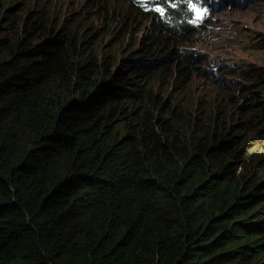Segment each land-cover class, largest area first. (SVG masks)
<instances>
[{
  "label": "trees",
  "instance_id": "obj_1",
  "mask_svg": "<svg viewBox=\"0 0 264 264\" xmlns=\"http://www.w3.org/2000/svg\"><path fill=\"white\" fill-rule=\"evenodd\" d=\"M18 1L0 0V264H264V68L216 75L139 49L122 11ZM172 2L145 3L166 43Z\"/></svg>",
  "mask_w": 264,
  "mask_h": 264
},
{
  "label": "clouds",
  "instance_id": "obj_2",
  "mask_svg": "<svg viewBox=\"0 0 264 264\" xmlns=\"http://www.w3.org/2000/svg\"><path fill=\"white\" fill-rule=\"evenodd\" d=\"M32 1V0H31ZM80 8H92L93 11L107 10L109 17L115 15L119 11L124 12V18L133 20L137 24L136 42L138 48H142V42L150 45V42L155 39L162 41L160 49H164L163 54H157L159 58H164L167 54L176 50L177 52H190L195 58L205 57L208 61L206 71L218 74L222 66H226V71L241 76L244 70L251 71L253 64H250L247 59L248 56L259 53L260 57L264 59V38L262 40L256 39V35H251L248 39L242 42H237L232 38H228V21L226 15H233L232 10L242 11L249 7L254 8L260 5L264 0H194L198 6L206 8L207 14L196 23L191 21L195 18L194 14L188 9L186 12L185 21L180 23V26L174 27V40L166 43L164 34H168L162 25V20H159L155 13L151 10L147 11L145 3L148 0H78ZM69 0H52L57 6H61L63 12H68ZM257 16L264 14L263 7L254 8ZM99 17H101L99 15ZM235 24L236 19L234 21ZM182 34V35H181ZM219 43V44H218ZM228 54L233 60V64L220 63L221 57ZM148 62V61H145ZM249 66H252L249 68ZM255 73V72H254ZM259 75V73H255ZM228 80H235L228 78ZM193 98L196 100L205 94V88L202 82L194 78V83L190 90ZM207 101L217 102L218 97H207ZM213 106V104H212ZM264 112V106L262 107ZM236 117V116H235ZM238 120L241 116H237ZM259 119V118H258ZM237 120V121H238Z\"/></svg>",
  "mask_w": 264,
  "mask_h": 264
},
{
  "label": "rangeland",
  "instance_id": "obj_3",
  "mask_svg": "<svg viewBox=\"0 0 264 264\" xmlns=\"http://www.w3.org/2000/svg\"><path fill=\"white\" fill-rule=\"evenodd\" d=\"M26 1L28 0H19L17 3H25ZM69 1L68 12L73 16L82 15L81 10L86 8H80V2L78 0ZM259 6L264 8V2L254 8ZM254 8L249 7L242 11L232 10L233 15H226L229 24L228 38H232L237 42L245 41L251 35H256V39L260 40L264 38V14L257 16L254 12ZM235 19L238 24L234 23ZM246 60H248L250 64H253L251 71L261 73V70L264 68V59L260 57L259 53L248 56ZM220 63L233 64V60L228 54H224L221 57ZM213 96H215L214 93L211 94V97ZM261 137H264V130L261 131L260 138Z\"/></svg>",
  "mask_w": 264,
  "mask_h": 264
},
{
  "label": "snow or ice",
  "instance_id": "obj_4",
  "mask_svg": "<svg viewBox=\"0 0 264 264\" xmlns=\"http://www.w3.org/2000/svg\"><path fill=\"white\" fill-rule=\"evenodd\" d=\"M167 3H171V6L175 7V3L172 0H166ZM188 9L194 14V19L192 23L198 22L207 14V9L201 6H198L193 0H187ZM154 10L163 14V7L160 4L154 5Z\"/></svg>",
  "mask_w": 264,
  "mask_h": 264
}]
</instances>
